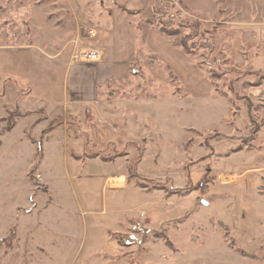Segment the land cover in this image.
Listing matches in <instances>:
<instances>
[{"label":"rangeland","instance_id":"1","mask_svg":"<svg viewBox=\"0 0 264 264\" xmlns=\"http://www.w3.org/2000/svg\"><path fill=\"white\" fill-rule=\"evenodd\" d=\"M136 1L153 16L135 20L134 72L59 105L64 49L93 65L78 55L99 48L66 38L57 0H0V264H264V0ZM149 29L187 45L209 100L148 52Z\"/></svg>","mask_w":264,"mask_h":264},{"label":"crops","instance_id":"2","mask_svg":"<svg viewBox=\"0 0 264 264\" xmlns=\"http://www.w3.org/2000/svg\"><path fill=\"white\" fill-rule=\"evenodd\" d=\"M57 1L60 2L65 11L69 10L73 13L72 18L74 19H68L65 24L70 27L71 23H73L78 28V31H76V27L75 30L68 31L66 38L68 37L69 40L76 35L77 38H75L73 43L82 46V40L86 39L85 41H88L90 39L92 40L91 43L96 45V48L103 50L105 53L102 63L87 65L71 63L73 52L72 50L64 49L62 54L64 53L66 58L63 60L64 62H62L61 66L65 68V73H62L68 81L67 84H63V89L59 90V94H63L64 96L61 97L64 101H58L57 104L68 105L70 103V105H78L90 103L89 97L94 92L96 84H104L110 79L123 81L134 72L132 71L133 62L138 58L141 48V45L138 46L140 35L135 20L138 18L149 20L153 16V12L150 14V9L152 11L153 6L150 5L147 12L146 4L136 0H107L108 4H106L104 9L101 6H97V8L90 7V5L95 3L102 4L101 0ZM91 10L95 12L93 15H89V12L92 13ZM94 23H98V26ZM89 26L93 28L90 29ZM86 29H88L87 32ZM90 31L92 36L89 35ZM142 43L148 52L182 83L184 90L192 98L209 100L213 90L212 85L208 83V79L200 68L190 61L180 47L172 45L155 29H149L145 32ZM66 97H70V99ZM69 154L71 153L69 152ZM222 185L233 187L235 183ZM119 190V192H122V189ZM125 216L130 218V214H126ZM97 227H95V230ZM91 231L92 233L94 232L92 229ZM92 233L86 237L88 244H93L92 241L95 235ZM101 236H104V234Z\"/></svg>","mask_w":264,"mask_h":264},{"label":"trees","instance_id":"3","mask_svg":"<svg viewBox=\"0 0 264 264\" xmlns=\"http://www.w3.org/2000/svg\"><path fill=\"white\" fill-rule=\"evenodd\" d=\"M187 26L188 27H186V28H189L191 30V34L193 35V37L196 38V37L199 36L200 33L198 31V26H196L195 24L194 25H187ZM163 32L165 33V31H163ZM178 34L179 33L177 32V33H175L173 35H171V34H169V35L177 36ZM177 46H179L183 50L185 49L184 51H186V53H188L187 50H186V46L187 45H184L183 43L180 42V43L177 44ZM200 48H201V50H204V56H206L205 57L206 60L209 59L213 55V48L209 45L208 41H205L203 43L197 44L194 49L197 50V49H200ZM215 68H216V70H214ZM210 70L211 71L213 70V72L209 74L210 79H214V78L216 79V78H221L222 77V75H218L217 66H215L213 69H210ZM231 73H235V72L231 71Z\"/></svg>","mask_w":264,"mask_h":264},{"label":"built area","instance_id":"4","mask_svg":"<svg viewBox=\"0 0 264 264\" xmlns=\"http://www.w3.org/2000/svg\"><path fill=\"white\" fill-rule=\"evenodd\" d=\"M90 35L92 36L91 31ZM103 57L104 52L101 49L84 50L78 55V59L85 63H98Z\"/></svg>","mask_w":264,"mask_h":264},{"label":"bare ground","instance_id":"5","mask_svg":"<svg viewBox=\"0 0 264 264\" xmlns=\"http://www.w3.org/2000/svg\"><path fill=\"white\" fill-rule=\"evenodd\" d=\"M112 180H113V179H112ZM114 180H115V179H114ZM114 180H113V181H114ZM121 180H122V178H121ZM111 187H112V186H111ZM121 187H123V186H121Z\"/></svg>","mask_w":264,"mask_h":264}]
</instances>
